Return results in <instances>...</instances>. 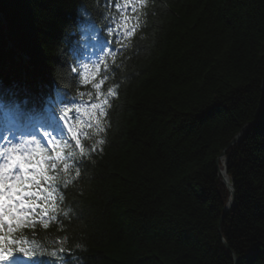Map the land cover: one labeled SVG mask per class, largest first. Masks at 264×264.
Masks as SVG:
<instances>
[{"label":"trees","instance_id":"obj_1","mask_svg":"<svg viewBox=\"0 0 264 264\" xmlns=\"http://www.w3.org/2000/svg\"><path fill=\"white\" fill-rule=\"evenodd\" d=\"M123 6L0 0V101L24 99L27 116L47 100L85 103L89 92L96 103L95 89L80 83L81 55L95 33L113 44L94 81H105V131L93 123L80 135L86 150L105 144L78 165V178L72 172L66 190L58 188V218L12 237L42 248V258L57 252L54 264H235L232 253L237 264H264V0ZM122 15L128 30L135 26L131 37ZM223 150L235 189L225 214Z\"/></svg>","mask_w":264,"mask_h":264},{"label":"snow or ice","instance_id":"obj_2","mask_svg":"<svg viewBox=\"0 0 264 264\" xmlns=\"http://www.w3.org/2000/svg\"><path fill=\"white\" fill-rule=\"evenodd\" d=\"M129 0H124V6L127 7ZM120 4H115V8L119 9ZM135 10V9H133ZM128 17L121 16L123 27L126 30V35L131 37L135 31V26L128 30ZM120 24L116 27L120 28ZM115 39V34L111 33ZM84 73L80 80L83 85L91 84L95 89L96 103H90L88 106L81 108L73 104V107L64 106L59 111V122L53 121L50 128L52 131L41 128L40 135L29 136L32 139L28 141L30 144H35L36 148L28 152H20L17 147L21 143V138L11 141V146L5 147L3 153H7L8 157L6 162L0 164V264H13L14 259L20 257L23 261H31L37 256H44L45 251L42 248L25 247L24 241H17L12 238L13 232L19 227L29 223H35L36 218L39 217V222L45 228L48 227V220L50 213L58 212V203L64 200L63 195H57L58 188L62 187L67 189L69 185L74 182L72 172H75V177L80 176L79 164L83 163L85 159L90 158L92 153L99 150L105 144L104 139L97 140L89 149L86 150L85 144L80 139L79 129L87 128L91 130L93 123L95 124V132L103 133L105 128L102 118L107 116L105 105L109 103L108 99L101 91L102 85L105 83L101 79L95 83V78L99 74L100 65L95 66V71L89 72V65L82 64ZM73 71H77L73 68ZM81 96L85 95L83 92ZM89 101L93 99L91 92L87 93ZM109 96H115L116 91L113 88L108 89ZM74 112H83L88 117L89 122L86 124L84 120L76 118L78 130L73 131L71 127L68 131L71 132V140L64 141L63 136L65 133V122L69 119L70 115ZM85 140L89 138V132L83 133ZM61 138L57 140V138ZM55 141L54 148L49 151H54L55 146L63 144L59 151H54V155H46L45 149L40 145L47 146L49 143ZM74 141V143H72ZM9 141L3 142L8 144ZM79 149L78 154L69 150L67 153L65 149ZM0 153V154H3ZM13 153H15L13 155ZM19 166V171L22 175H14V170ZM63 171L64 175H52L50 173H59ZM62 181V184H58ZM64 216L69 215V212H64ZM52 220L58 217L53 215L50 217ZM79 247V245H78ZM64 249H60L63 253ZM53 257H57L58 253L53 251L50 253Z\"/></svg>","mask_w":264,"mask_h":264},{"label":"water","instance_id":"obj_3","mask_svg":"<svg viewBox=\"0 0 264 264\" xmlns=\"http://www.w3.org/2000/svg\"><path fill=\"white\" fill-rule=\"evenodd\" d=\"M251 124V122L247 123L243 129L241 130V132H243V130H245L249 125ZM241 132L239 134H241ZM239 134L236 135L230 143H233L237 140V138L239 137ZM220 157L222 158V163H223V171L220 169L219 167V172L221 173L222 175V180L223 182L226 184V186L229 188V198H228V201L225 205V207L223 208V214H225L231 207V205L233 204L234 202V199H235V189L232 185V182L229 180V177L226 173V169H225V161H226V157H225V150H223L220 154ZM224 174L226 175V177L224 176ZM224 244L227 246V243L225 240H223ZM233 254V258H234V263L237 264V258H236V255L235 253H232Z\"/></svg>","mask_w":264,"mask_h":264},{"label":"bare ground","instance_id":"obj_4","mask_svg":"<svg viewBox=\"0 0 264 264\" xmlns=\"http://www.w3.org/2000/svg\"><path fill=\"white\" fill-rule=\"evenodd\" d=\"M221 170L223 171V165L220 166ZM224 176L226 177V175L224 174Z\"/></svg>","mask_w":264,"mask_h":264},{"label":"rangeland","instance_id":"obj_5","mask_svg":"<svg viewBox=\"0 0 264 264\" xmlns=\"http://www.w3.org/2000/svg\"><path fill=\"white\" fill-rule=\"evenodd\" d=\"M221 158V157H220Z\"/></svg>","mask_w":264,"mask_h":264}]
</instances>
